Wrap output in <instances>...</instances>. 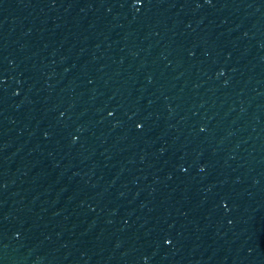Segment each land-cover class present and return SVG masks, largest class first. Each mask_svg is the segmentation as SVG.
I'll return each instance as SVG.
<instances>
[{
    "label": "water",
    "instance_id": "1",
    "mask_svg": "<svg viewBox=\"0 0 264 264\" xmlns=\"http://www.w3.org/2000/svg\"><path fill=\"white\" fill-rule=\"evenodd\" d=\"M0 264H264V0H0Z\"/></svg>",
    "mask_w": 264,
    "mask_h": 264
}]
</instances>
